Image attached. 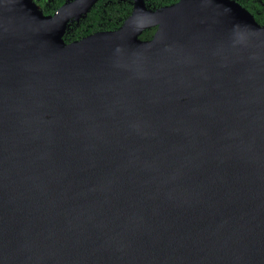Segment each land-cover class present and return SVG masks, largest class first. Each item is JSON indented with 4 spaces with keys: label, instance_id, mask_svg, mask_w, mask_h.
I'll return each instance as SVG.
<instances>
[{
    "label": "water",
    "instance_id": "95a60500",
    "mask_svg": "<svg viewBox=\"0 0 264 264\" xmlns=\"http://www.w3.org/2000/svg\"><path fill=\"white\" fill-rule=\"evenodd\" d=\"M95 1L0 0V264H264V24Z\"/></svg>",
    "mask_w": 264,
    "mask_h": 264
},
{
    "label": "trees",
    "instance_id": "16d2710c",
    "mask_svg": "<svg viewBox=\"0 0 264 264\" xmlns=\"http://www.w3.org/2000/svg\"><path fill=\"white\" fill-rule=\"evenodd\" d=\"M151 4L160 6L175 0H148ZM131 10V0H99L87 13L84 20L76 26H70L63 34V40L70 42L85 36L95 30L113 29L121 24L128 17ZM257 22L264 23V14L255 15ZM154 27L145 29L140 38H149Z\"/></svg>",
    "mask_w": 264,
    "mask_h": 264
},
{
    "label": "flooded vegetation",
    "instance_id": "af4514ba",
    "mask_svg": "<svg viewBox=\"0 0 264 264\" xmlns=\"http://www.w3.org/2000/svg\"><path fill=\"white\" fill-rule=\"evenodd\" d=\"M31 1L38 7V9L43 14H45V15H51L56 10H58L59 8H61L63 5L69 4V3H71V2H73L75 0H31ZM98 1L99 0H96L93 3V5L84 14H82L80 17H78V18L72 17V18L68 19L66 29L68 27H70L71 25L72 26H76V25H78L80 23L81 20H84L86 18V16H87V13L91 10V8ZM176 1H178V0L172 1V2H170L168 4H163V5H160V6H156L154 4H151L148 0H144V4H145V7L148 8V9H156V8H159V7H162V6H165V5H169V4L175 3ZM234 1L236 3H238L240 6H242L243 8H245L249 13H251L253 15V17L255 15H260L262 13L264 14V0H234ZM132 7H133V0H131V10H132ZM131 10H130V12H131ZM257 23H259V22H257ZM259 24L262 25L264 23H261L260 22ZM119 26H117L116 28H118ZM116 28H113V29H116ZM66 29H65V31H66ZM113 29H104V30H113ZM154 29H155V27H154ZM104 30H95V31H104ZM95 31H93V32H95Z\"/></svg>",
    "mask_w": 264,
    "mask_h": 264
}]
</instances>
